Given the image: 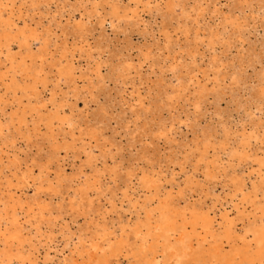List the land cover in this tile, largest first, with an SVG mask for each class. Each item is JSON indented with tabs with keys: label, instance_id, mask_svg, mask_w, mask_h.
<instances>
[{
	"label": "rangeland",
	"instance_id": "obj_1",
	"mask_svg": "<svg viewBox=\"0 0 264 264\" xmlns=\"http://www.w3.org/2000/svg\"><path fill=\"white\" fill-rule=\"evenodd\" d=\"M13 1L17 14L40 34L47 32L52 42L48 51L54 58L50 57L45 66L46 73L41 77L45 81L37 85L39 97L46 99L52 92L60 101L68 88L65 77L58 80L52 64L55 57H61L65 44L68 57L62 62L73 59L78 86H87L77 97L70 96L64 105L76 124L75 138L72 140L67 133V125L56 129V141L61 143L65 138L68 147L53 149L42 136L45 128L41 125V131L29 141L16 135L12 146L5 145L0 151V194L7 192L6 179L10 178L16 198L30 201L36 193L52 211L44 213L42 235H37L24 218L20 220L30 230L23 229L32 238L33 245L25 247L30 256L38 264H52L67 253L62 251L67 230L82 231L89 237L103 227L118 234L120 227L127 225L126 243L109 259V264H134L137 258L132 256L131 247L137 239L129 226L145 218V201L152 198L147 205L152 208L167 194L171 196V206L186 217L193 205L201 206L211 217L213 228L219 231L224 229L221 214L228 212L234 221V232L230 239L221 237L218 243L222 251L233 243L240 244L243 226L258 215L255 204L242 201L243 193L251 191L253 182L264 181L255 160L241 164L235 160V167L220 160H225L226 153L238 145L241 133L249 134L251 130L257 137L251 138L247 151L251 158H264V79H259L264 73V0L242 5L241 0H181L185 10L180 5L172 15L166 13V0H150L149 5H145L148 0H143L137 6L133 0H34L33 5L32 0ZM112 4H118L120 12L126 10L127 15L111 16ZM195 6L203 9L198 22L194 19L197 10L192 9ZM182 12L189 14L180 17ZM226 20L236 23L224 27ZM79 23L84 24L82 36L74 31ZM210 32L218 33L213 45L209 44ZM81 46L84 51L76 52ZM89 52L92 61L88 59ZM123 62H128L129 67ZM97 66L102 81L94 74ZM172 66L176 69L171 70ZM84 75L91 79H83ZM180 76L181 84L177 80ZM200 85L206 87L207 93L197 100L195 90ZM7 102L5 113L14 107V103ZM1 141L0 137V145ZM14 150L19 166L10 169L6 167L7 157ZM88 150L95 155L90 164L85 162ZM202 153L204 160L200 158ZM212 159L215 167L206 164ZM104 167H116L118 177L110 176ZM26 168L33 171V177L28 179L36 178L32 187H27L22 178ZM39 169L55 185L54 191L47 187V181L38 188ZM98 169L103 172L101 187L90 190L89 196L75 197L79 181L87 175L92 178ZM129 170L134 174L129 175ZM207 170L214 173L213 177L206 175ZM261 171L264 173V167ZM60 172L67 178H78L56 185ZM144 174L157 180V195L153 186L140 183ZM233 174L244 182L242 193H235L230 179ZM261 196L258 191L257 200ZM176 220L180 218L177 216ZM48 233L54 242H48ZM192 244H196V238ZM212 244L208 238L205 247Z\"/></svg>",
	"mask_w": 264,
	"mask_h": 264
},
{
	"label": "bare ground",
	"instance_id": "obj_2",
	"mask_svg": "<svg viewBox=\"0 0 264 264\" xmlns=\"http://www.w3.org/2000/svg\"><path fill=\"white\" fill-rule=\"evenodd\" d=\"M251 1L241 0V5L244 3L248 4ZM133 2L137 6L143 0H133ZM149 2L150 0L145 2V5H149ZM14 4L13 0H0V67L4 66L3 69L0 68V114L4 116L3 118L0 117V137L2 140L0 151H3L5 145L10 144L12 146V141L16 135L21 136L25 141H29L32 135L41 131V125H44L45 128L42 136L52 144L53 149L66 148L68 147V141L65 138H63L61 143L56 141L58 134L56 129H61L64 125H67L66 131L73 140L75 138L74 128L76 124L72 116L66 113L64 105L67 104L70 96L77 97L79 93H82V88H87V86H78L79 83H77L73 75L75 73L73 59H66L65 63L62 62V58L68 57L67 45L65 44L61 49V57H55L52 64L56 67L58 80L65 77V82L69 83L68 88L63 92L60 101L56 100L52 92L46 99L39 97L37 85L45 81H41V77L46 73L45 66L50 57L54 58L52 53L50 55L48 51V47L52 42L47 32L40 34L37 28L32 27L26 18H21V15L14 10ZM31 4H34V0H32ZM180 5H182L181 0H166V13L174 14L176 7ZM261 7H264V3ZM182 8L185 10L184 5H182ZM110 9V14L113 17L123 18L122 16L127 15L126 10L123 13L120 12L118 4H112ZM135 9L136 7L131 9L133 15L135 14ZM155 9H159V7L156 6ZM192 9L197 10L196 6ZM18 11V13L21 12L19 8ZM202 11L203 9L197 10V14L194 17L196 22H198L199 17H202ZM187 14L182 12L180 17H187ZM133 15L132 17H134ZM235 23V20H226L224 27ZM83 29L84 24L79 23L77 28L74 29L75 34L82 36ZM216 34L218 33L210 32L208 35L209 44L213 45L215 41L214 35ZM165 38L167 41L170 40L167 33H165ZM14 45H17L16 50ZM83 46L77 49L76 52L84 51ZM74 55L75 52H72V57ZM88 59L93 60L90 52L88 53ZM91 61L88 62V65H90ZM213 61H216L215 57L211 60L212 64ZM124 63L128 64L126 65L128 68L130 64L128 62ZM123 64L121 63L120 65ZM99 69L100 67L97 66L94 74L98 81H102L104 78ZM173 69L175 70L176 66H172L171 70ZM82 78L91 79L90 76L87 77L85 75ZM181 79L182 76L177 77L179 84H181ZM259 79H264V73L260 74ZM206 93V87L200 85L195 90V97L199 100ZM7 94L10 95L9 98L6 97ZM169 98L171 99L172 97L170 96ZM23 99H25V102H23ZM8 100L14 103V107L8 113H5L4 107L9 103L7 102ZM45 108L47 110L43 111ZM29 115L31 119L28 118ZM28 121L32 123L31 128L28 127ZM13 127V132L15 133L12 132ZM81 128L79 129L80 131ZM252 137H257L255 130H251L249 134L241 133L238 145L232 147L226 153L227 158L225 160L220 161H226L229 166L235 167L237 165L234 164L235 160H237L238 164H241V162L251 163L250 161L255 160L259 165L258 168H260L257 171L262 176L261 181H264V173L261 171V168L264 167V158L256 156L251 158V154L247 151ZM262 139L264 142V138ZM205 148L206 144L204 145ZM204 154L202 153L200 157L203 160L205 159ZM94 157L95 155L90 150L85 152V162L87 164H90ZM7 159L6 167L13 169L19 166V157L15 150ZM32 162L34 161L32 160ZM214 162L215 160L212 159L207 161L206 164L209 165L210 163L215 167ZM104 170L109 172L110 176L118 177L116 167H108V170L104 167ZM39 171L40 184L38 188H42V182L47 181V187L54 191L55 185L43 175L44 172L41 169ZM0 173H3L2 168H0ZM32 173L31 168H26L23 172L22 178L26 180L27 187H32L36 183V178H33V180L28 179L33 177ZM102 173L98 169L92 178L88 175L85 176L74 189V196L76 197L77 194L89 196L87 194L90 190H98L101 187L100 178L103 175ZM128 174L133 175L134 173L129 170ZM206 175H211V171L207 170ZM213 175L214 173L211 176L213 177ZM75 178H78V176L67 178L60 172L56 185H60L64 180H70L71 182ZM230 179L234 182L235 193L237 191L242 193L244 182L239 179V176L233 174L230 175ZM6 181L7 192L0 194V264H38L36 259L34 260L26 251V245H33L32 238L23 233V229H27L29 232L30 230L27 226L24 227L20 220L24 218L23 220L27 225L31 224L34 226L35 231L38 233L37 235H42L41 229L45 220L44 213L47 211L51 214L52 211L48 208V204L44 203V200L40 201L36 193L30 201L16 198L11 192L12 179L7 178ZM139 181L144 186H153L156 191L154 195H157L159 185L155 178L147 177L144 174L139 178ZM258 191H261L262 194L259 200H257ZM56 193L59 194L58 189H56ZM235 193L234 195H236ZM170 199L171 196L167 194L163 200L160 198L157 200L155 207L149 208L147 205L152 201V198H149L142 205L145 210V218L143 220L139 219L132 226H129L130 231H133L137 239L136 245L131 247L132 256L137 258L134 264H255V262L264 264L263 182L258 184L253 182L251 191L243 193L242 201L252 205L255 204V213H258V215H253V219L243 226V233L239 236L242 242L240 244L233 243L227 251L221 250L218 240L221 237L230 239L231 232H234V221L228 216V212L221 214V222L224 229L219 231L213 228L211 217L201 206L193 205L189 216L186 217L185 214L176 212V208H173L170 204ZM89 205L91 206V201H89ZM28 215H32L34 219L32 216L27 219ZM177 216L180 218L178 222L176 220ZM126 226L122 225L118 234L113 231L109 232L105 227L101 228V230L96 229L93 235L89 237L82 231L71 232L67 230L64 236L65 243L62 248V251L66 250L67 253H64L61 258L52 262V264H92L93 262L109 264V259L115 257L118 249L126 243ZM198 227L202 228L203 231H200ZM50 233L46 236L48 242L51 240V242H54L53 239H50ZM63 233V231L60 232V234ZM73 235L76 237L75 241ZM193 238H196L195 245L192 244ZM208 238H211L213 244L205 247V242ZM38 241L40 242L39 239Z\"/></svg>",
	"mask_w": 264,
	"mask_h": 264
}]
</instances>
